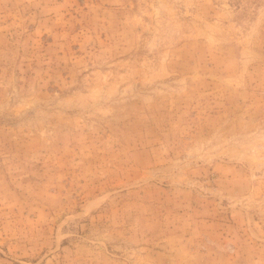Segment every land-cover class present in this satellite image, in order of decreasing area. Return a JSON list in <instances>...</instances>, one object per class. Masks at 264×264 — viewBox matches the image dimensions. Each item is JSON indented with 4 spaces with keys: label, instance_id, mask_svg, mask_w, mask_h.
Here are the masks:
<instances>
[{
    "label": "rangeland",
    "instance_id": "374dc122",
    "mask_svg": "<svg viewBox=\"0 0 264 264\" xmlns=\"http://www.w3.org/2000/svg\"><path fill=\"white\" fill-rule=\"evenodd\" d=\"M0 264H264V0H0Z\"/></svg>",
    "mask_w": 264,
    "mask_h": 264
}]
</instances>
